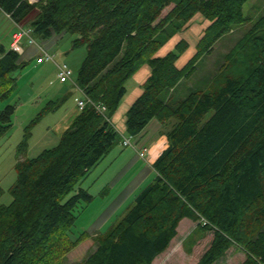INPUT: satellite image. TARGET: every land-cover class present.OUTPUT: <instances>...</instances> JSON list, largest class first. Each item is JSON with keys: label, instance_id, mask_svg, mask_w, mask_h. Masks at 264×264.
<instances>
[{"label": "trees", "instance_id": "16d2710c", "mask_svg": "<svg viewBox=\"0 0 264 264\" xmlns=\"http://www.w3.org/2000/svg\"><path fill=\"white\" fill-rule=\"evenodd\" d=\"M248 1L0 0V15L17 28L11 41L20 27L32 30L37 45L34 36L43 42L54 34L77 36L72 47L86 46L87 55L71 86L90 99L59 144L34 159L27 157L33 128L64 106L67 95L48 101L25 129L16 153L17 180L9 190L13 201L0 207V264H61L89 238L97 249L81 264H152L169 249L184 219L214 235L198 264H215L234 245L247 255L242 264H264V12L211 67L223 38L251 22L244 13ZM197 15L210 26L193 58L177 67L190 47L186 40L157 57ZM22 56L0 39L1 102L29 64ZM146 65L151 76L127 112L126 128L131 137L153 120L166 128L168 147L153 165L156 176L118 224L74 238L72 228L94 200L82 184L120 142L124 146L112 117L128 83ZM196 75L201 80L182 99L172 96ZM15 114L16 105L0 111V140Z\"/></svg>", "mask_w": 264, "mask_h": 264}, {"label": "rangeland", "instance_id": "374dc122", "mask_svg": "<svg viewBox=\"0 0 264 264\" xmlns=\"http://www.w3.org/2000/svg\"><path fill=\"white\" fill-rule=\"evenodd\" d=\"M175 5L176 3H172L169 7H167L162 12V15L158 19L157 23L164 19L175 7ZM263 12L264 0H249L246 3L244 6V13L247 17L251 18V22L234 28L228 36L223 38L222 43L212 57L213 60L211 62V67L213 65L215 67L217 64L216 62H218L219 59L231 52L237 46V43H240L239 41L246 35L247 31L252 27ZM209 26L210 22L202 16H195L181 32L175 35L172 40L160 50L161 53L159 51L156 56H162L167 51H173L179 42L186 39L189 41L194 40L192 42L194 43L196 39L199 38V41L197 42L198 45L204 38L205 31ZM16 30V26L9 19L0 15V39H2V42L6 46L10 45L11 35ZM184 37L186 39H184ZM34 38L39 44L43 43L42 39H39L36 36H34ZM75 39H77V36L65 34L62 37H59V40L54 43L52 49L49 51V53L55 57V61L59 65H67L69 67L71 79L74 83L77 80L79 70L87 55L86 46L77 49L72 47V43ZM23 45L25 49L28 48V42L26 40L23 41ZM196 52L197 50L195 51L191 49L189 51L190 55L188 54L187 57H184L182 61H180L179 66L184 67L193 58ZM28 62L29 64L25 69L16 73L18 83L14 93L8 100L3 102L5 107L7 105L21 104L28 100L29 101L27 103H29L31 99H34L35 101L33 104L20 107L19 112L14 116L12 129L0 140V186L4 190V193L0 196V207L3 205H9L13 201L9 190L17 180V172L15 171L16 153L18 145L23 140L25 129L31 124V121L36 118L48 101L57 100L67 95V100L62 110L58 113H52L46 116L41 123L33 128L32 136L29 141V145L32 148L42 140L47 128L54 124L63 112L70 110L75 105L76 98L81 97V93L79 91L72 89V84L70 82V84H67L66 87L63 88L60 94L50 98L49 91L46 92L45 88L47 85L52 84L55 86L56 84L55 81L58 79V71L55 64L47 62L40 66V68H35L34 61L31 60ZM200 77H202V75H200ZM199 80L201 79H198L196 75L190 81H182L181 86L172 94V96L176 99H182L188 93L187 90L194 86L192 84ZM134 81L135 80L133 78L130 80L128 84L129 89ZM35 95H38L37 98H33ZM209 117L210 115L208 118ZM125 136H128L127 132L125 133ZM93 172L90 175L91 178L89 177L90 179L88 178L82 184L83 188H88L93 179L98 175V173ZM98 211L99 210H96L95 207H92L89 211L83 213L78 218L76 225L72 228V237L77 238L83 232L88 231L94 219L97 217V214L99 213ZM121 218L116 223L110 224L108 227L113 224H118ZM177 232V237L171 242L169 249L157 257L152 264H198L210 248L214 239L212 231H201L198 228V223H195L192 220H183V222L179 224ZM96 249L97 245L94 238H89L72 253L61 259L60 262L61 264H81ZM243 252L244 250L234 245L227 251L225 256L218 260L215 264H242L245 258L244 254H246Z\"/></svg>", "mask_w": 264, "mask_h": 264}, {"label": "crops", "instance_id": "0c3cea01", "mask_svg": "<svg viewBox=\"0 0 264 264\" xmlns=\"http://www.w3.org/2000/svg\"><path fill=\"white\" fill-rule=\"evenodd\" d=\"M62 36L63 35L54 34L51 39L43 42L42 44H38L39 46L28 45L27 49L24 47L25 52L22 56V60L25 62L32 60L35 63V68H40V66L47 62L38 64L37 60L41 56V50L39 47H44V49L50 51L54 43L59 40V37ZM184 39L186 38L184 37ZM187 41L190 44V48L178 60L177 67L179 69L183 68V66H179V63L184 57H187L189 51L191 49L196 51V45L199 41V38L196 39L194 43H192L194 40ZM166 53L168 54L169 52L167 51ZM166 53L162 56H158L164 57L167 55ZM150 76L151 68L147 65L143 66L134 75L133 79L135 81L132 83L131 88H128L126 97L112 117L113 125L123 138L130 140V145L128 147H124L120 142L117 147H115L98 165V167L94 169V172L92 171L93 173H98V175L93 179L92 183H90V186L85 188L94 197V200L92 203L86 206L81 215L89 211V209L92 207H95L96 210H99L97 217L94 219L88 231H86L91 236H95L97 233L102 232L110 224L115 223V221L125 215L135 195L145 186L149 185L155 178L156 172L153 168V165L162 152L168 147V139L165 134L166 128L158 120L151 121L145 130L136 137H131L129 135L125 136V133L127 132V112L144 93V85ZM55 83V86L50 84L45 88L46 92L49 91L50 98L60 94L63 88L67 85L62 84L59 79H57ZM37 96L38 95H35L33 98H37ZM80 98H76L75 105L70 110L63 112L61 116L57 118L54 124L47 128L42 140H39L40 142H38L32 148L29 147L27 152L28 158L34 159L38 157L43 151L55 148L59 144L63 133L71 126L73 120L80 113L77 108V101ZM28 101L17 104L16 113L19 112L20 107H25L35 103L34 99H31L30 102L27 103ZM3 108L4 103L0 101V111H2ZM63 108L64 106H62L55 113H58ZM144 148L148 149V154L145 159H142L140 157V152ZM185 220L189 219H184V221ZM244 256L245 258L242 263H244L247 258L246 254H244Z\"/></svg>", "mask_w": 264, "mask_h": 264}, {"label": "built area", "instance_id": "2783aa9c", "mask_svg": "<svg viewBox=\"0 0 264 264\" xmlns=\"http://www.w3.org/2000/svg\"><path fill=\"white\" fill-rule=\"evenodd\" d=\"M30 4H36L38 1L41 0H28ZM27 40L28 44L30 46L32 45H37V43L34 41L32 38V30L31 29H23L20 27V30L16 32L13 35L12 43H11V49L17 52L18 54H22L24 52L23 48V41ZM41 50V56L38 58L37 62L38 64H43L45 62H52L55 64L57 71H58V79L62 84L65 83H70L72 82L71 80V74L69 67L67 65H59L55 61V57L48 53L46 50H44L42 47H39ZM82 94V99H80L77 103L78 108L80 111H82L89 103L90 99L81 91L79 90ZM98 110H100L102 113L105 112V108L99 107ZM124 146L127 147L130 145V140L129 139H124L123 142ZM148 153V149H143L140 152V157L145 158Z\"/></svg>", "mask_w": 264, "mask_h": 264}]
</instances>
